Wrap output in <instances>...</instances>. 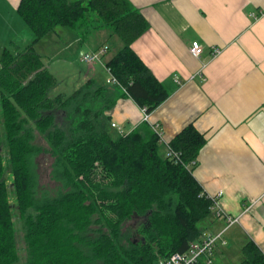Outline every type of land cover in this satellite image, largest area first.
Listing matches in <instances>:
<instances>
[{"label":"trees","instance_id":"trees-1","mask_svg":"<svg viewBox=\"0 0 264 264\" xmlns=\"http://www.w3.org/2000/svg\"><path fill=\"white\" fill-rule=\"evenodd\" d=\"M17 11L33 38L0 56V264H18L19 229L28 264H161L188 250L213 206L193 172L205 135L192 122L183 127L169 143L176 161L161 155L147 120L128 133L110 131L119 86L148 114L169 97L132 46L147 18L129 0H20ZM58 26L84 41L100 29L117 36L120 47L105 63L117 83L90 78L51 97L56 78L35 45ZM42 153L53 158L54 191L39 187ZM136 216L133 230L127 222ZM241 253L238 264H264L251 239ZM197 264L209 263L202 256Z\"/></svg>","mask_w":264,"mask_h":264},{"label":"crops","instance_id":"crops-1","mask_svg":"<svg viewBox=\"0 0 264 264\" xmlns=\"http://www.w3.org/2000/svg\"><path fill=\"white\" fill-rule=\"evenodd\" d=\"M129 1L149 21V28L132 46L169 92L147 120L162 129L160 153L164 150L166 156L174 136L194 123L206 142L193 172L207 194L222 191L218 202L224 213L239 217L231 235L237 240L233 249L242 254V246L251 239L264 252V14L257 20L251 16L264 11V0ZM19 2L0 0V22L9 26L2 10L9 8L15 18ZM18 21L22 42L14 52L33 38ZM70 33L75 36L72 45L77 43L79 60L84 47L92 51L109 46L108 54L98 61L104 69L120 47L117 36L107 29L85 41L74 30ZM194 40L204 48L199 58L191 52ZM214 48H221L216 56ZM124 90L118 87L120 97L109 111L111 124H117L111 128L118 134L119 126L128 133L146 121L143 108L123 95ZM210 223L216 231L226 225L214 212ZM226 249L215 256L213 264Z\"/></svg>","mask_w":264,"mask_h":264},{"label":"rangeland","instance_id":"rangeland-1","mask_svg":"<svg viewBox=\"0 0 264 264\" xmlns=\"http://www.w3.org/2000/svg\"><path fill=\"white\" fill-rule=\"evenodd\" d=\"M2 11L8 19L9 26H7V24L4 25L3 22H0V56L5 48L14 51L16 46L22 42L20 33L23 28H21L19 25L18 20H21L22 26H25L29 32L32 33L30 27L25 23L18 11L16 13V17L14 16L15 18L12 17L11 10L9 8ZM56 31H58L59 34L51 32L43 37L35 45L37 52L42 55L45 63L49 65L50 71L56 78V83L53 85V87H51L49 95L51 97H55L60 93L69 95L75 89H77V87L84 84L90 78L96 79L97 83L107 84V78L109 75L108 72L105 71L102 62L96 61L93 66H89L88 64L82 63L79 60V54H77L75 48L77 43L72 45L75 41V36L70 32H73V29L66 26H58ZM91 34L92 33H89L88 36L91 37ZM84 49L86 52L89 51V49L86 47H84ZM110 131L114 135L118 134L115 128H110ZM35 136V140L38 142V144H41L45 147L49 146L45 136L41 135L38 131H35ZM163 152L164 150H162L161 154L164 156L165 152ZM52 162L53 158L48 153H42L37 158L39 187L42 190L54 191L57 187L56 180L52 179L51 176ZM212 213L213 212H211V214L199 222L200 228L216 231V229L213 228L210 223ZM141 221L142 218L136 216L127 222V226H130L131 229L135 230L140 225ZM235 226L236 225L230 227L225 233V237L229 238V244L222 247L223 249H227L225 250L223 256H217L215 260L217 264H237L243 259V255H238L237 251L233 249V243L237 241L235 238H231V235L235 231ZM17 241L20 249V259L18 264H28L26 261L27 253L24 243V231L21 229L18 230ZM161 264H163V262Z\"/></svg>","mask_w":264,"mask_h":264},{"label":"built area","instance_id":"built-area-1","mask_svg":"<svg viewBox=\"0 0 264 264\" xmlns=\"http://www.w3.org/2000/svg\"><path fill=\"white\" fill-rule=\"evenodd\" d=\"M264 14L263 10H259L258 12H252L251 16L254 20L259 19ZM204 48L203 45L198 41L194 40L191 45V52L194 56L200 57L203 53ZM109 52V46L104 44L92 51H83L80 60L82 63L88 64L89 66H93L96 61H100L103 59ZM221 52V48L213 49V56H216ZM106 71L108 72L109 77L107 78V83L115 84L117 83V78L113 76L109 67L105 66ZM202 79L205 77L201 73ZM145 112V109H143ZM145 120H148V113L145 112ZM113 127H117L116 123L112 122ZM153 129L159 134L160 141L162 142V129L158 124L152 125ZM118 129L122 132V128L119 126ZM167 156L171 158H176L178 161L177 153L172 150L168 146ZM222 194V191L219 192L218 195H210L213 198V206L212 210L218 217H222L226 221V225L220 231L212 232L204 230L200 238L194 240L190 243L188 250L184 252H175L172 253L163 264H197L198 260L204 256L207 258V263L212 264L214 257L222 251V247L226 246L227 239L225 237L226 231L235 223L239 222V217H234L232 215L226 214L221 209V206L218 202L219 195Z\"/></svg>","mask_w":264,"mask_h":264}]
</instances>
